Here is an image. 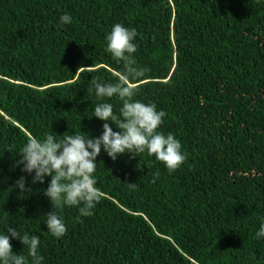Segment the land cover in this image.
Returning <instances> with one entry per match:
<instances>
[{
    "label": "trees",
    "instance_id": "trees-1",
    "mask_svg": "<svg viewBox=\"0 0 264 264\" xmlns=\"http://www.w3.org/2000/svg\"><path fill=\"white\" fill-rule=\"evenodd\" d=\"M116 23L136 30V66L150 69L134 99L166 113L157 131L187 159L170 173L147 152L114 161L101 150L102 199L92 216L58 210L57 238L51 178L34 184L17 161L29 137L98 138L97 103L119 115L118 97L89 91L124 71L106 51ZM22 176L30 191L14 187ZM262 223L264 0H0V234L38 236L43 264H264Z\"/></svg>",
    "mask_w": 264,
    "mask_h": 264
},
{
    "label": "clouds",
    "instance_id": "clouds-1",
    "mask_svg": "<svg viewBox=\"0 0 264 264\" xmlns=\"http://www.w3.org/2000/svg\"><path fill=\"white\" fill-rule=\"evenodd\" d=\"M62 24L71 23V17H60ZM136 30H129L116 23L107 35L106 51L122 62L124 71L118 74L115 82H102L92 79L89 91L101 98L118 97L122 102L119 115L114 113L111 103L101 102L94 106V116L103 124V132L98 138L87 135H63L56 139L46 134L44 139L29 137L21 150L22 171L33 174V183H44L50 177V183L44 194L51 200L53 210L46 216L48 231L57 238L63 237L67 228L58 210L65 206L78 207L81 216H92V211L102 199L103 193L96 187L94 173L97 168L96 158L101 150L114 161L124 153H144L162 162L171 173L177 170L187 159L182 152L180 141L172 134L165 135L157 129L163 123L166 113L157 111L155 103L145 104L134 99L138 94L136 82L146 76L150 69L136 66L133 54L137 45L133 43ZM111 121L119 131H113ZM158 176V173H157ZM26 178L20 177L14 187L21 192L25 188ZM134 188L135 183H129ZM8 234H0V264H43V256L38 252V236L21 234L15 228H7ZM257 238L264 237V223L256 233ZM11 239H19L28 249L25 257L13 252Z\"/></svg>",
    "mask_w": 264,
    "mask_h": 264
}]
</instances>
